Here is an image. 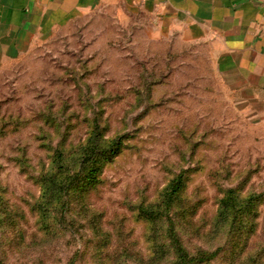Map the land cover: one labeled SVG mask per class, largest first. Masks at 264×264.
Wrapping results in <instances>:
<instances>
[{"label":"rangeland","instance_id":"obj_1","mask_svg":"<svg viewBox=\"0 0 264 264\" xmlns=\"http://www.w3.org/2000/svg\"><path fill=\"white\" fill-rule=\"evenodd\" d=\"M140 23L91 12L0 64V185L17 215L15 227L0 223L1 263L173 264L182 249L216 253L201 264H264V111H234L203 49L148 43ZM119 138L123 151L90 182L93 160ZM87 142L98 147L80 170ZM64 166L80 175L63 208L40 210L42 177ZM179 172L173 242L166 218L155 233L137 207L160 203ZM231 189L262 196L217 223ZM120 243L130 250L114 259Z\"/></svg>","mask_w":264,"mask_h":264},{"label":"crops","instance_id":"obj_2","mask_svg":"<svg viewBox=\"0 0 264 264\" xmlns=\"http://www.w3.org/2000/svg\"><path fill=\"white\" fill-rule=\"evenodd\" d=\"M112 9L140 17L148 43L203 49L234 111H264V0H0V64Z\"/></svg>","mask_w":264,"mask_h":264},{"label":"trees","instance_id":"obj_3","mask_svg":"<svg viewBox=\"0 0 264 264\" xmlns=\"http://www.w3.org/2000/svg\"><path fill=\"white\" fill-rule=\"evenodd\" d=\"M94 133V131H93ZM93 133H91L90 140L93 138ZM101 137V134L97 135ZM120 139V138H119ZM124 139H120L119 141H111L107 145L106 148H101L102 152L107 153L106 155V161L103 157H101L98 160H93V166L91 174L88 175V179L90 182H94V176L93 173L95 171H98L100 168H102L106 162L111 161V159L116 156L118 153L123 151V149L117 147L118 145L123 144L122 142ZM90 147V149H83L84 151L89 150V154L82 151V154L84 156L81 158V168L80 170L84 169L85 161L88 159H85L86 156H91L94 152V149L98 147L97 144H94L92 146L89 145V142L86 144V148ZM84 147V148H85ZM92 147V149H91ZM53 160V159H52ZM56 160V158H55ZM59 162L58 160H56ZM63 163V161H61ZM63 167V165H61ZM70 166V165H69ZM60 169V168H59ZM57 169L56 173H46L42 179H41V197H40V204H38V207L40 210L45 209L46 211H49V208L52 206H55V208L58 206L59 209H62L64 206V197L63 193L66 192L69 187L73 183V179L80 174L77 173H70L71 170H69L67 167L64 166V171H60ZM183 173L179 172L174 177L170 178L164 189L159 193L158 198L159 200L155 203H148V204H142L139 207H137V215L140 217V219L146 220L147 223H154V227L152 228L155 233L158 230V227L161 226L163 228L162 219L166 218V221L168 222V227L166 229V236L168 239H171L173 242H176L175 235L173 232V223L171 222L172 219L169 217V213L173 210V207H178V205H175V202L178 201L180 194H182V190L185 187V179L183 180ZM43 181H45L43 183ZM89 186H92L90 184ZM93 189V188H91ZM90 191V190H89ZM262 195L261 194H254L249 193L244 198H240L236 190H227L224 192L222 198L219 202V208L218 213L216 215L217 223L218 222H225L226 219H235L238 217V214H243L244 209L250 210L252 207H255L257 204V201L260 199ZM242 203V204H241ZM238 208V214L232 213L236 207ZM243 207V208H242ZM50 213V211L48 212ZM252 213H248V216ZM253 216V215H252ZM187 217V216H186ZM239 218H241V215H239ZM17 215L13 211V209L10 207V204L8 203V200L4 196V189L0 185V223L4 224L6 228L12 227L14 225H17L16 222ZM158 222L160 225H158ZM216 222V226L218 225ZM149 225V224H147ZM215 226V227H216ZM15 227V226H14ZM151 228V227H150ZM153 231V233H154ZM153 236V235H152ZM154 244H156L158 241L161 242V239L164 238L162 235L161 239L157 237V235H154ZM108 239L110 240V236H108ZM165 240V239H163ZM163 244H159V246H162ZM121 248H115L111 253L113 255V258L115 259L117 256L121 258V255L125 254V248L124 246L119 245ZM127 250H130L129 248H126ZM119 250V251H118ZM177 254L175 257V262L173 264H201L204 263V261H207L209 259H212L216 253H211L209 255L198 254L196 256H189L183 252L182 249L176 250ZM0 264H3L0 262Z\"/></svg>","mask_w":264,"mask_h":264}]
</instances>
